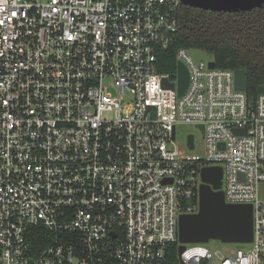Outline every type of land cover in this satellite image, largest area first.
<instances>
[{
    "label": "built area",
    "instance_id": "2783aa9c",
    "mask_svg": "<svg viewBox=\"0 0 264 264\" xmlns=\"http://www.w3.org/2000/svg\"><path fill=\"white\" fill-rule=\"evenodd\" d=\"M181 5L0 0V264H166L172 243L185 244L181 264H264V93L181 47L179 95L157 58ZM178 124L202 131L204 157L179 146ZM219 165L254 233L215 263L205 242L179 241V217L199 211L201 171ZM36 225L53 233L38 252Z\"/></svg>",
    "mask_w": 264,
    "mask_h": 264
},
{
    "label": "trees",
    "instance_id": "16d2710c",
    "mask_svg": "<svg viewBox=\"0 0 264 264\" xmlns=\"http://www.w3.org/2000/svg\"><path fill=\"white\" fill-rule=\"evenodd\" d=\"M178 23L175 44L158 50L159 73L176 77L178 48L201 49L213 56L217 67L246 68V93L252 99L258 95V87L264 85V5L238 12L181 5ZM28 236L36 252L53 241V233L42 225L31 227ZM166 264H181L177 243L168 245Z\"/></svg>",
    "mask_w": 264,
    "mask_h": 264
},
{
    "label": "water",
    "instance_id": "95a60500",
    "mask_svg": "<svg viewBox=\"0 0 264 264\" xmlns=\"http://www.w3.org/2000/svg\"><path fill=\"white\" fill-rule=\"evenodd\" d=\"M183 5L212 11L238 12L252 10L264 5V0H181ZM215 67L216 62L210 61ZM178 92L181 96L188 88L190 74L186 64L179 60L177 65ZM163 85L175 88V83L167 78ZM236 89L247 90V69H235ZM258 93H264V85L258 87ZM203 129V125H200ZM188 146L194 147L195 135L187 136ZM203 182L200 185L199 211L194 214H182L179 217V241L208 242L218 239L225 243H246L253 240L254 216L250 203H228L222 189L223 167L206 166L201 171ZM185 244L179 245L181 254Z\"/></svg>",
    "mask_w": 264,
    "mask_h": 264
},
{
    "label": "rangeland",
    "instance_id": "374dc122",
    "mask_svg": "<svg viewBox=\"0 0 264 264\" xmlns=\"http://www.w3.org/2000/svg\"><path fill=\"white\" fill-rule=\"evenodd\" d=\"M44 1V0H40ZM190 54L197 60H212L213 56L201 49H192ZM177 141L182 149H185L190 155L197 157L205 156V139L202 131L193 124H178L177 125ZM195 135V148L193 150L187 149V135ZM259 194L264 199V183L260 185ZM206 245L216 254L215 263H219L221 257L229 256L236 253L237 249L242 248L238 243H225L218 239H210Z\"/></svg>",
    "mask_w": 264,
    "mask_h": 264
}]
</instances>
